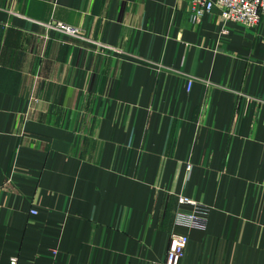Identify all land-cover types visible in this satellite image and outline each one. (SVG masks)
Here are the masks:
<instances>
[{"label":"crops","instance_id":"0c3cea01","mask_svg":"<svg viewBox=\"0 0 264 264\" xmlns=\"http://www.w3.org/2000/svg\"><path fill=\"white\" fill-rule=\"evenodd\" d=\"M192 5L0 0V264H264V14Z\"/></svg>","mask_w":264,"mask_h":264},{"label":"built area","instance_id":"2783aa9c","mask_svg":"<svg viewBox=\"0 0 264 264\" xmlns=\"http://www.w3.org/2000/svg\"><path fill=\"white\" fill-rule=\"evenodd\" d=\"M193 5L191 14L197 18L201 17L213 8L220 11L223 21H232L239 23L247 28L255 27L264 14V0H192ZM60 31L75 35V28L56 22L53 24ZM191 80H188L187 86L190 87ZM179 208L174 214V223L176 225L203 229L206 224L208 207L196 200L184 196H178ZM186 207V208H184ZM35 213L34 209L30 210ZM188 242L186 234L171 232L168 238V244L165 257L161 264H180V260L184 255V250ZM16 258L12 257L11 262L15 263Z\"/></svg>","mask_w":264,"mask_h":264}]
</instances>
